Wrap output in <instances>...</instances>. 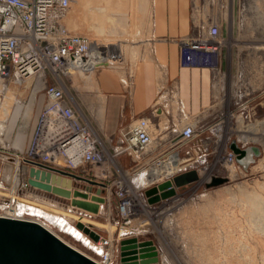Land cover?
<instances>
[{
	"label": "built area",
	"instance_id": "built-area-1",
	"mask_svg": "<svg viewBox=\"0 0 264 264\" xmlns=\"http://www.w3.org/2000/svg\"><path fill=\"white\" fill-rule=\"evenodd\" d=\"M225 1L198 0L196 3L192 12L193 33L176 40L182 66L217 63L225 43L219 12L226 8ZM71 5L72 0H0V95L8 92L12 84H22L29 79L33 80L37 93L43 91L25 146L19 148L14 142L0 144V162L15 166L11 186L0 180V217L38 222L51 231L49 223L63 220L69 224V219L61 212L22 195V190L31 186L29 178L21 175L23 164L42 163L102 183L101 188L107 192L103 195L106 203L111 202V190L114 191L116 213L120 217L115 225L120 230L117 235L99 233L97 241L87 234L85 237L98 257L90 258L98 264H115L121 240L154 233L148 225L147 212L151 215L152 210L167 206L175 196L150 203L146 190L166 181H171L172 187L178 190L175 178L189 166L190 170H197L200 181L201 172H209L208 156L217 155L218 145L227 135L229 142L220 160L224 159L222 163L233 165L235 170L241 168L229 144L236 140L242 148L258 145L264 134L261 128L264 118L257 119L255 100L259 95L248 98L251 94L248 84L242 86L237 78L233 97L238 106L227 118L210 123L195 116L182 124L163 128L154 109L151 116L135 118L123 126L116 136L102 134L92 121V118L97 119L88 117L66 79H72L76 73L90 76L100 67L113 65L120 57L116 52L105 50L97 40L69 28L66 19ZM8 131L7 123H0V140ZM162 142L165 148L158 150ZM121 156L129 157L133 164L126 170L120 166L124 173L129 177L134 173V178L139 179L147 175L144 182L130 184L132 188L122 181L111 182ZM173 156L178 157L174 170L164 169L165 165L173 168ZM151 170L156 172L151 174ZM211 176L212 180L217 175ZM87 184L91 183L75 179L72 194L75 190L86 192ZM133 221L139 224L132 225ZM156 246L159 264H176L165 254L164 248Z\"/></svg>",
	"mask_w": 264,
	"mask_h": 264
},
{
	"label": "rangeland",
	"instance_id": "rangeland-1",
	"mask_svg": "<svg viewBox=\"0 0 264 264\" xmlns=\"http://www.w3.org/2000/svg\"><path fill=\"white\" fill-rule=\"evenodd\" d=\"M225 4L226 8L219 10L220 29L225 43L218 54L217 63L214 66L200 65L189 66V68H199L206 73L210 72L212 81L205 77L212 95L210 103H215L217 97L222 99L220 106L216 105L215 109H210V115L206 121L214 123L219 118H227L238 106L233 97L237 78L242 81V86L244 83L248 84L251 93L248 98L259 95L255 102L258 103L257 119L261 120L264 118V105H260L264 102V39L241 40L239 38L249 33L264 38V0H226ZM139 10L138 0H72L66 22L73 32L89 34V37L103 44L105 50L114 53L116 51L118 56L122 57L126 52L125 48L128 53L131 47L129 45L124 47L121 40H127L131 36L135 38L138 34L139 30L134 28V24L139 18ZM127 20H130V26H127ZM133 50L139 52L137 47ZM138 56L136 53V57ZM138 61V59L133 61L134 68ZM125 62L126 58L118 59L113 65L100 67L90 75L97 82V88L91 86L85 74L76 73L72 79H66L67 85L74 92L88 117H96L98 106L101 109V102L105 99L100 91L98 76L106 79L111 77L112 80L117 79L118 76L124 77L121 66ZM42 93V90L36 92L33 80L29 79L22 84H12L8 92L0 95L1 124L10 125L11 118L8 117H12L14 110L21 105V116L15 128L8 131V135L0 140V144L4 142L9 145L14 142L19 148L25 146L26 136L31 132ZM214 95L216 98H213ZM3 102H5L4 105H2ZM103 116V126L98 120L95 121L92 118V121L102 134H108L105 129V106ZM22 125L24 137L19 136ZM164 127L166 128L167 125ZM228 139L229 135L220 142L216 156L215 154L208 156L209 173L227 177L228 180L225 183L209 186L208 174L203 175L201 172L202 179L199 181L198 178L194 182L180 186L173 201L167 206L151 209L156 215L167 210L164 214L168 217L166 221L162 217L160 222L155 224L158 228L154 229V233H145L140 239H152L162 249L165 245L169 257L176 264H264V143H257L263 147L260 156H255L254 161L247 167L238 163L241 168H237L231 175L220 160V155L229 142ZM164 144L162 142L158 150L165 148ZM117 163L119 168H116L111 182L122 181L131 187L132 183L129 181H135L134 173L131 174L133 177L128 176L130 180L123 177L122 173L133 164L131 162L129 164L127 160L124 164L120 159ZM0 166H7V169L10 166L14 180V164L0 162ZM119 169L122 173H119ZM30 171L31 169L24 171L22 167L20 170L25 178H30ZM188 171L190 166L177 175ZM98 188L97 185L93 186V191L96 192ZM106 193L104 191L102 195ZM22 195L31 196L35 202L61 212L75 227L81 221L107 236L117 235L120 230L115 225L120 217L116 213L117 200L112 190L111 202L104 204L98 214L73 207L70 199L32 184L22 190ZM154 218L157 219L158 216ZM137 224H139L138 221L132 222V225ZM49 226L53 232L78 250L98 258L87 244V239L83 236L79 237L75 229L70 228V231H67L58 222L49 223ZM83 234L86 235V233ZM115 264H120L119 254L116 256Z\"/></svg>",
	"mask_w": 264,
	"mask_h": 264
},
{
	"label": "crops",
	"instance_id": "crops-1",
	"mask_svg": "<svg viewBox=\"0 0 264 264\" xmlns=\"http://www.w3.org/2000/svg\"><path fill=\"white\" fill-rule=\"evenodd\" d=\"M197 2L198 0H138L140 15L134 24V28L139 30L138 34L135 38L131 36L127 40H121L124 47H131L128 53L125 48V56L120 57L121 60L126 58L121 66L124 77L118 76L117 79L114 78L115 81L111 77L97 78L105 99L101 102L102 108L99 109L98 106L95 118L103 126L105 106V129L109 135L116 136L123 126L135 118L151 116L154 109H157V119L162 122L163 117H166V128H170L190 121L195 116L206 121L210 109L221 105L222 99L215 95L213 98L217 99L216 102L210 103V85L205 79L206 77L212 81L210 72L206 73L199 68L190 69L180 64V48L176 40L193 33L192 12ZM126 23L130 26L131 22L127 20ZM103 47L105 48L104 45ZM135 47L139 52H134ZM135 59L139 61L134 68ZM86 78L93 88H97V82L92 76L88 75ZM20 116L21 105L13 112L9 130L15 128ZM19 136H25L23 128ZM28 137L29 134L26 141ZM182 154L185 155V150H182ZM119 159L124 164L126 160L129 164L131 162L127 156ZM31 167L30 164L22 165L24 171ZM8 169L7 166H0V180H5L11 186L13 174L10 166Z\"/></svg>",
	"mask_w": 264,
	"mask_h": 264
},
{
	"label": "water",
	"instance_id": "water-1",
	"mask_svg": "<svg viewBox=\"0 0 264 264\" xmlns=\"http://www.w3.org/2000/svg\"><path fill=\"white\" fill-rule=\"evenodd\" d=\"M236 154L237 162L247 167L260 156L262 148L259 145H250L242 148L236 140L229 144ZM31 167L30 183L38 188L51 191L53 194L68 198L74 207L98 214L101 205L106 204L102 195L105 191L102 183L83 178L66 170L33 162ZM75 179L87 180L91 184L87 191L75 190L72 194ZM198 179V172L192 169L175 178L178 187L189 184ZM228 180L224 176H214L209 186H217ZM99 186L95 194L93 186ZM150 203L176 195V188L171 181L146 190ZM77 228L88 234L94 240H99L100 234L91 226L79 221ZM120 264H159L157 246L152 239H140L136 236L127 237L120 242ZM0 264H98L88 255L67 243L55 232L38 222L0 217Z\"/></svg>",
	"mask_w": 264,
	"mask_h": 264
},
{
	"label": "bare ground",
	"instance_id": "bare-ground-1",
	"mask_svg": "<svg viewBox=\"0 0 264 264\" xmlns=\"http://www.w3.org/2000/svg\"><path fill=\"white\" fill-rule=\"evenodd\" d=\"M89 35V34H88ZM91 37V36H90ZM92 38V37H91ZM93 39V38H92ZM239 39H241V40H258V39H264V38H259L258 36H256L254 33H249L248 35L246 34V35H244L242 38H239ZM93 40H97V39H93ZM99 42V41H98ZM100 43V42H99ZM102 46H103V44H101ZM88 76V75H87ZM16 93V92H15ZM13 100V99H12ZM4 103L5 102H3V104L2 105H4ZM9 105V104H8ZM10 107V106H9ZM9 119L11 118L10 116L8 117ZM166 117H163V121L161 122V125H162V127H164L165 125H166ZM8 127H9V124H8ZM227 127H228V124H227ZM254 133H255V130L253 131V135H254ZM259 136V135H258ZM258 136H255V137H258ZM262 139H261V141L264 143V134H262ZM260 138V137H259ZM221 160L222 161H224V159H222L221 158ZM177 161H178V157L177 156H173L172 157V162H173V168L171 169V167H168L167 165H165L164 166V169H168V170H170V171H173L174 170V168L176 167V164H177ZM224 163H225V161H224ZM262 165V164H261ZM264 166V165H263ZM226 167H227V169L230 171V174L231 175H233L234 173H235V167L233 166V165H231V164H229V163H227L226 164ZM163 168L161 169V170H164ZM156 172V170H151V171H149V173H151V174H154ZM122 173V172H121ZM204 174H208V177H209V181L211 180V174L209 173V172H207V173H204ZM203 174V175H204ZM122 176L123 177H125V178H127L128 180H130L129 179V177H128V174H126V173H122ZM146 178H147V175H144L143 177H141L140 179L137 177V178H134L135 179V181L133 180V181H129V183H132V185H134L135 186V183L136 184H138V183H140V182H144L145 180H146ZM142 209H144V210H146V208H144V207H142ZM167 210H165V211H163V212H161V213H159V214H155V212H151V215L149 214L150 212H147L148 213V216H149V220H148V222H149V226L154 230L155 228H158L157 226H154V224L155 223H159L160 222V219L163 217L164 218V220L166 221V219H167V217H168V215H167V217L165 216L166 214H164V213H167L166 212ZM155 216H158V218L156 219V218H154ZM166 217V218H165ZM57 222V221H56ZM59 224H61V225H63L64 226V228H66L67 229V231H70V228H72L73 230L75 229L78 233H79V236L81 237V236H83L84 238H86L85 237V235L77 228V227H75V226H73L71 223H69V224H66L63 220L59 223ZM163 230V229H162ZM158 231V230H157ZM59 236V235H58ZM60 237V236H59ZM64 240V239H63ZM68 243V242H67ZM163 248H164V250H165V254L169 257V253H168V249L165 247V245H163Z\"/></svg>",
	"mask_w": 264,
	"mask_h": 264
}]
</instances>
